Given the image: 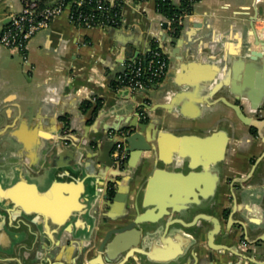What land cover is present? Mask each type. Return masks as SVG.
Here are the masks:
<instances>
[{
  "label": "crops",
  "instance_id": "1",
  "mask_svg": "<svg viewBox=\"0 0 264 264\" xmlns=\"http://www.w3.org/2000/svg\"><path fill=\"white\" fill-rule=\"evenodd\" d=\"M25 1L0 0V34ZM42 1L44 7L57 0ZM167 22L155 0H128L120 26L84 27L67 11L57 16L28 43V63L0 43V258L6 264H72L78 249L84 255L74 264H108L100 246L119 231L137 236L138 214L146 219L140 230H155L149 254L161 262L140 260L132 248L133 258L116 264H230L241 261L238 254L250 258L242 264H264V178L240 182L238 198L231 195L234 182L228 190L223 184L208 211L194 202L198 183L219 180L221 168L210 159L224 155L228 122L241 105L254 110L264 96L258 56L264 0H199L177 42L170 41ZM152 40L168 57L167 74L132 94L117 83L122 64ZM87 100L101 103L89 122ZM139 119L148 125L142 134L158 132L160 144L140 153L125 142L128 164L120 172L114 161V171L103 164L115 137L107 132L126 129L128 138L139 131L131 127ZM110 179L120 185L113 202L105 199ZM188 208L194 214L185 218L179 210ZM226 209L253 230L230 229ZM214 220L221 225L210 241Z\"/></svg>",
  "mask_w": 264,
  "mask_h": 264
},
{
  "label": "built area",
  "instance_id": "2",
  "mask_svg": "<svg viewBox=\"0 0 264 264\" xmlns=\"http://www.w3.org/2000/svg\"><path fill=\"white\" fill-rule=\"evenodd\" d=\"M85 1L57 0L56 3L43 7L38 1L26 0L21 11L14 12L8 16L9 21L0 34V43L4 47L21 52L24 61L28 63L27 46L30 40L36 33L48 28L57 16L66 11L71 22L78 26H114L111 23L114 22V19H108L106 23H95L96 15L83 8ZM104 1L109 2L112 6L115 3L109 0H88V3L95 2V9L105 10L108 7L103 5ZM123 1L126 2L128 0ZM183 19V16H179L178 22L182 23ZM167 24L170 25L171 21L168 20ZM149 54V58L139 55L138 57L129 58L125 62V70L118 76L117 80L119 87L127 88L132 94H136L164 79L168 70L167 55L163 49L152 50ZM139 114L142 118L146 117L144 106H140ZM111 135L118 139L114 146L112 157L116 164L121 165L126 162L128 157L125 139L129 135V131L120 129L111 131Z\"/></svg>",
  "mask_w": 264,
  "mask_h": 264
},
{
  "label": "flooded vegetation",
  "instance_id": "3",
  "mask_svg": "<svg viewBox=\"0 0 264 264\" xmlns=\"http://www.w3.org/2000/svg\"><path fill=\"white\" fill-rule=\"evenodd\" d=\"M239 105L241 104L239 103ZM240 108L241 111L236 115V120L228 122V134L224 136V155L219 151V153L210 159L212 167L214 166L219 170L221 168L218 182L216 181L215 183L214 178H206L205 182L196 185L197 197L194 199V202L196 206L202 208L204 211H208L213 205L214 200L222 194L223 184L228 190L230 182H234L233 191L235 193L231 195L238 198L237 191L241 189L240 182L264 178V123H262L264 122V96L254 110L247 111L242 105ZM247 118L256 121V124H249ZM128 159L129 153L126 162L121 164L120 168L123 169V167L127 166ZM119 190L120 185L118 183H114V181L107 182L106 201H115ZM229 217L230 214H228L226 209L223 219H227V223H230ZM215 224H217L219 231L221 223L219 220H216V223L214 221L213 229L216 227H214ZM22 226L26 230V225ZM83 255L84 249H78L75 254V257H78L74 259L72 264L78 263ZM6 261V259L0 258V264H6Z\"/></svg>",
  "mask_w": 264,
  "mask_h": 264
},
{
  "label": "water",
  "instance_id": "4",
  "mask_svg": "<svg viewBox=\"0 0 264 264\" xmlns=\"http://www.w3.org/2000/svg\"><path fill=\"white\" fill-rule=\"evenodd\" d=\"M33 1H40V0H33ZM168 26L167 23H164V28L166 29V27ZM167 33V32H166ZM166 35V34H165ZM178 39L176 38H170L171 42H177ZM263 45H264V40H262ZM148 50H143L139 53H134L130 56H128V58H134V57H138L140 54L146 56ZM260 58H264V54H259L258 55ZM123 70L121 72H123L125 70V64H122ZM129 90V89H128ZM130 91V90H129ZM261 95H264V90L262 91ZM94 102V101H93ZM97 110V105L94 103L93 107L87 112V116H88V122L93 118L94 113ZM103 112H100V114H98V118L89 126V128L92 131H97V127L100 124L101 118H103L102 115ZM247 121L249 124L255 125L256 121L251 120L249 118H247ZM264 123V122H262ZM148 125L146 123H144L143 119H139L138 123L131 125V127H133L134 129H139V131H135L131 136H129L128 138H126L125 142L128 144V149L129 151L132 152H140L143 153L145 151H151L154 150L155 145L160 144V140H159V136H158V132H154L153 136L150 137H145L142 133L146 132V127ZM119 128H109L107 134L108 136L111 135V131H118ZM118 142L117 138H113L111 141H109V144L106 145L105 147V151H104V155H105V159L103 161V164H105L106 166H109L110 168H112L113 170L116 169L114 168V159H112L111 157V151L113 150L114 146L116 145V143ZM119 171L122 172V170L120 169L119 166ZM115 171V170H114ZM110 176L113 177H118L120 175L116 174V173H110ZM115 182V180L110 179L109 182ZM235 209L232 210V213L230 214L229 217V222L231 223V227L232 226H236V228L242 230L243 235L247 234L249 230H253V225L251 223H248L249 220L248 219H244V221H237V220H233V216L234 214H236V210ZM180 212L185 213L186 215H183V217L187 218L188 216L192 217V215L194 214V210L192 208H188L185 209L183 211L179 210ZM202 217H198L196 216V218H193L195 221L194 225L196 226H200L199 224H197L198 220H200ZM145 217L144 214H138L135 216L134 218V227L138 230V233L134 235L133 233L130 232H116L115 237L113 238V241H111L110 243H105L103 245L100 246L99 252H100V256H103L104 260L106 263L108 264H116L118 262H120L124 257H126L128 254V252L130 250H132V248H138L139 250H134V254H137L138 256H140V260H143V258H148V260H152V261H156V262H161V261H157L152 259V257L149 254V251L151 249V246H149V243L151 241L152 236L155 235V230L152 229H145V230H140L139 227L142 223L145 222ZM186 219H183V221H185ZM216 223V220H214ZM246 222V223H245ZM251 224V225H250ZM216 226V227H215ZM215 229H212L209 231V239L210 241H214V239L216 238V235L218 234V226L217 224L214 225ZM228 230L227 233H225L226 237H229L232 232L231 230ZM264 240V239H263ZM255 244V243H254ZM239 259H241L240 262L238 263H230V264H242L243 260H247L250 261V258H248L249 256H244L241 254L236 255ZM133 258L132 255H128L127 260ZM212 258V256H211ZM172 261V260H171ZM167 262V261H166ZM126 263V261H125Z\"/></svg>",
  "mask_w": 264,
  "mask_h": 264
},
{
  "label": "trees",
  "instance_id": "5",
  "mask_svg": "<svg viewBox=\"0 0 264 264\" xmlns=\"http://www.w3.org/2000/svg\"><path fill=\"white\" fill-rule=\"evenodd\" d=\"M137 2L143 1V0H135ZM199 0H155L157 10L163 14L169 21H171V24L166 27L168 34L172 38L178 39L180 36L181 30H182V23L178 22V17L185 16L192 14L194 11V6ZM83 8L91 13H94L95 16V23H106L108 19H114V22H111L114 26H120L122 23V7L124 4L123 0H117L114 5H110L109 2L104 1L103 5L107 6L108 9L103 10H97L94 8L95 2L88 3V0L85 1ZM44 4V1L41 2V6ZM162 50L159 43L156 40H152L149 47L148 52L146 56H150V52L152 50ZM149 58V57H148ZM97 105V109L100 108L101 103L99 100L96 101H85L83 102V108L85 112H88L92 107L93 104Z\"/></svg>",
  "mask_w": 264,
  "mask_h": 264
}]
</instances>
